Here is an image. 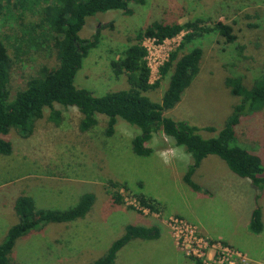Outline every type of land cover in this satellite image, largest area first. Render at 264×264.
<instances>
[{
	"label": "rangeland",
	"instance_id": "374dc122",
	"mask_svg": "<svg viewBox=\"0 0 264 264\" xmlns=\"http://www.w3.org/2000/svg\"><path fill=\"white\" fill-rule=\"evenodd\" d=\"M130 8L131 15L109 11L87 18L80 38L89 40L97 32L99 37L83 61L75 85L95 96L128 89L124 75L112 74L110 61L153 20L166 24H184L196 17L218 21L232 28L235 42L226 44L211 34L180 52L179 56L192 46L201 48L199 72L164 115L200 128L220 129L230 107L238 101L225 80L237 78L249 89L264 74V0H143ZM22 15L24 25L10 16L0 18V36L12 59L11 94L25 88L40 66H57L54 50L28 42L24 26L37 21V15L28 10ZM184 34L162 43L143 40L150 82L159 84L145 93L153 102H161L168 85V77L160 78L159 68L178 49ZM54 107L61 111L58 124L48 120L49 110L45 109L30 137L24 139L15 130L6 136L12 153L9 158L0 157L10 160L15 173L0 175V184L8 181L0 188V199L7 200L9 191L23 188L21 194L33 199L37 211L65 210L86 193L94 195V204L83 219L48 224L20 238L9 255L13 264H92L106 254L129 224L156 227L159 235L153 240H132L111 264H213L208 258L218 250L212 245L264 261V190L259 194L215 156L206 158L191 176L198 187L193 190L183 182L189 156L162 134L147 143L152 153L139 157L130 145L139 133L135 126L117 118L112 135L107 136L108 118L98 115L97 125L81 132L82 116L75 108ZM235 132L238 145L264 166V108L261 114L242 120ZM200 135L215 137L205 131ZM165 156L170 160L167 164ZM112 183L124 187L114 188ZM115 192L123 204L113 203ZM139 195L158 203L155 210L143 208ZM255 208L261 212L259 234L249 230ZM175 219L184 225H170ZM199 239L204 242L200 246L206 244L202 252L196 246Z\"/></svg>",
	"mask_w": 264,
	"mask_h": 264
},
{
	"label": "trees",
	"instance_id": "16d2710c",
	"mask_svg": "<svg viewBox=\"0 0 264 264\" xmlns=\"http://www.w3.org/2000/svg\"><path fill=\"white\" fill-rule=\"evenodd\" d=\"M142 3L143 0H0V18L10 16L18 24L24 25L23 12L28 10L35 13L37 21H29L24 26L30 37L28 42L37 44L41 49L54 50L57 57L56 67L40 66L37 74L27 80L25 88L11 94L9 84L12 59L8 55L4 37L0 36V155L9 156L12 153V145L6 139L11 130H15L24 139L30 137L35 122L43 118L45 109L49 110L48 120L58 124L61 111L54 107V104H58L64 109L75 108L81 114V132L95 127L98 115L108 118L105 131L107 136L112 135L117 118L135 126L139 133L132 137L130 145L132 152L139 157L149 156L152 150L147 147V143L154 135L162 134L189 156L190 164L183 182L193 190H198V187L192 182L191 176L207 157L215 156L232 173L248 180L251 188L260 194L264 190V166L258 157L238 145L235 128L242 120L261 114L264 108V74L254 80L249 89L237 78L225 80V86L238 101L230 107L229 115L220 129L200 128L164 115L178 103L184 89L199 72L201 48L192 46L188 52L179 56L180 52L211 34L223 38L226 44H233L236 36L229 25L203 17H196L184 24H166L153 20L138 30L131 43L110 61L112 74L115 77L124 75L128 89L95 96L75 85V77L83 61L96 46L99 37L97 32L89 40L80 38L79 34L87 18L109 11L131 15V5ZM182 32L185 34L178 49L171 52L159 68L160 78L168 77L167 88L161 102H153L145 93L157 88L159 84L150 82V68L143 40L153 39L162 43ZM201 131L214 133L215 137L204 138L200 135ZM111 185L114 188L124 187L115 183ZM258 197L256 195V199ZM94 200L93 194L86 193L74 206L65 210L37 211L31 197L19 196L13 206L17 223L7 230L0 243V264H13L9 255L20 238L48 224L83 219L91 210ZM137 200L150 211H154L158 204L144 195L137 196ZM112 201L116 205L123 204L118 192L112 194ZM262 228L260 209L255 208L251 212L249 230L259 234ZM158 235L156 227L126 225L106 254L92 264H111L116 254L132 240H153Z\"/></svg>",
	"mask_w": 264,
	"mask_h": 264
},
{
	"label": "crops",
	"instance_id": "0c3cea01",
	"mask_svg": "<svg viewBox=\"0 0 264 264\" xmlns=\"http://www.w3.org/2000/svg\"><path fill=\"white\" fill-rule=\"evenodd\" d=\"M9 156H11V155H9ZM9 156H5V157L9 158ZM8 161H10V160L5 159L4 157H0V164H1L0 175H2V174L3 175H7V174L13 175L12 173H15L13 171L12 165L9 164ZM16 166H18V164ZM19 166H20V164H19ZM6 183H8V181H5L2 184H0V188L5 186ZM4 188H8V185H7V187H4ZM22 191H23V188H15V189H13V191H11V192L9 191L7 200H4V198L0 199V243L4 239L7 230L11 226H13L17 223V217L15 215L13 206H14L15 200L19 196H22V194H21V193H23ZM24 196H27V195L25 194Z\"/></svg>",
	"mask_w": 264,
	"mask_h": 264
},
{
	"label": "built area",
	"instance_id": "2783aa9c",
	"mask_svg": "<svg viewBox=\"0 0 264 264\" xmlns=\"http://www.w3.org/2000/svg\"><path fill=\"white\" fill-rule=\"evenodd\" d=\"M180 224H182V222L178 221L177 219L172 220L170 223V225H172L173 227H179ZM183 225L184 224L180 226ZM199 243H204V242H202V239H199L198 242H196L197 248H199L200 252H202L203 250L206 249V244L204 246H200ZM212 248H216V250H218L216 255L208 258V260L210 261L212 260L213 264H264V261L258 262L256 260L250 259L246 255H242L240 253L230 251L227 247L225 249H220L219 246L215 247L214 245H212ZM214 257L217 260L214 261L213 259Z\"/></svg>",
	"mask_w": 264,
	"mask_h": 264
},
{
	"label": "clouds",
	"instance_id": "9594fccd",
	"mask_svg": "<svg viewBox=\"0 0 264 264\" xmlns=\"http://www.w3.org/2000/svg\"><path fill=\"white\" fill-rule=\"evenodd\" d=\"M172 155H175V153L173 152ZM169 162H170V160L167 158V156H165V158H164V163L167 164V163H169Z\"/></svg>",
	"mask_w": 264,
	"mask_h": 264
}]
</instances>
